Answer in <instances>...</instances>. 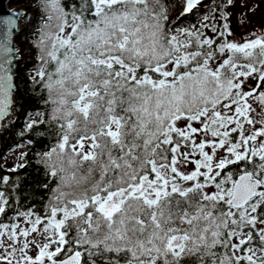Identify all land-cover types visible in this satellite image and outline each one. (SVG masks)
<instances>
[{
  "label": "snow or ice",
  "instance_id": "obj_1",
  "mask_svg": "<svg viewBox=\"0 0 264 264\" xmlns=\"http://www.w3.org/2000/svg\"><path fill=\"white\" fill-rule=\"evenodd\" d=\"M41 6L57 184L42 214L0 221V264H264V30L230 41L225 15L219 43L172 34L163 0ZM14 29L0 17V119Z\"/></svg>",
  "mask_w": 264,
  "mask_h": 264
},
{
  "label": "trees",
  "instance_id": "obj_2",
  "mask_svg": "<svg viewBox=\"0 0 264 264\" xmlns=\"http://www.w3.org/2000/svg\"><path fill=\"white\" fill-rule=\"evenodd\" d=\"M15 2L27 11L22 15L21 28L16 35L21 42L17 43L20 58L15 66L12 114L0 132V190L9 194L12 204L6 215H0V221L4 223L13 222L9 221V217L14 216V208H20L21 211L34 208L37 213L42 214L52 195V189L57 184L55 179L48 176L41 162V155L54 147L58 138L57 124L47 115L51 110V105L45 103L47 92L37 75L42 67L40 57L43 52L39 41L43 31L44 12L41 0L12 1ZM63 2L70 10L73 5L78 8L82 0ZM163 3L167 10V19L163 23L172 34L177 30H199L206 37L215 38L217 43L225 39L218 36L225 23L222 17H228L221 0H209L201 9L193 11L179 22H176V18L180 13L181 3L178 0H163ZM212 26L216 27V33L211 30ZM15 151H19V163L13 171L4 167L2 158ZM4 177H8L6 185L2 182Z\"/></svg>",
  "mask_w": 264,
  "mask_h": 264
},
{
  "label": "rangeland",
  "instance_id": "obj_3",
  "mask_svg": "<svg viewBox=\"0 0 264 264\" xmlns=\"http://www.w3.org/2000/svg\"><path fill=\"white\" fill-rule=\"evenodd\" d=\"M178 1L181 3V0ZM207 2L208 1L199 4L193 11L201 9L205 4H207ZM221 2L225 4V11L228 13L227 23L231 33L233 34L227 37L228 40H234L236 42L243 43L246 39L252 38L251 34L264 30V0H231L230 4L228 3V0H221ZM8 8L22 10L23 14L27 11L26 8L16 2H11L8 5ZM20 22L21 19L18 23V28H21ZM18 39L19 38L15 36L14 42H16V44L21 42L20 39ZM249 81L251 86L255 87L252 85L255 83V81L251 79ZM254 107L258 108V105L254 104ZM18 156L19 151L5 155L2 158L4 167L7 169L15 168V166L19 163ZM193 167L194 166L191 164L188 165V170H192ZM212 190L214 189H209V191ZM13 222L18 221L13 220ZM30 254L34 256L35 252ZM17 255H19V253H17Z\"/></svg>",
  "mask_w": 264,
  "mask_h": 264
},
{
  "label": "water",
  "instance_id": "obj_4",
  "mask_svg": "<svg viewBox=\"0 0 264 264\" xmlns=\"http://www.w3.org/2000/svg\"><path fill=\"white\" fill-rule=\"evenodd\" d=\"M13 0H0V17H4V16H10L14 14V19H15V29L13 31V34L9 40V44L12 48V52L10 54V60H11V64H10V74L12 77L11 80V92H10V106L7 112V115L3 118L0 119V132L4 126V123L9 119V117L12 114V108H13V104H14V90H15V65L17 63V61L19 60L20 56H19V48H17L16 43L14 42V38L15 36L19 33L20 28H18V23L23 15V11L22 10H15L13 8H8V5L12 2ZM206 1L209 0H200V3H204ZM198 4V5H199ZM181 5L182 8L180 10L179 16L176 19V22L181 21L182 19L190 16L193 12L192 11H186L185 10V4H184V0H181ZM197 5V6H198ZM196 6V7H197Z\"/></svg>",
  "mask_w": 264,
  "mask_h": 264
},
{
  "label": "flooded vegetation",
  "instance_id": "obj_5",
  "mask_svg": "<svg viewBox=\"0 0 264 264\" xmlns=\"http://www.w3.org/2000/svg\"><path fill=\"white\" fill-rule=\"evenodd\" d=\"M249 84H250V81L248 82ZM253 86H255L256 85V81H255V83L254 84H252ZM246 90H247V88H246Z\"/></svg>",
  "mask_w": 264,
  "mask_h": 264
},
{
  "label": "bare ground",
  "instance_id": "obj_6",
  "mask_svg": "<svg viewBox=\"0 0 264 264\" xmlns=\"http://www.w3.org/2000/svg\"><path fill=\"white\" fill-rule=\"evenodd\" d=\"M16 43V42H15ZM17 45V44H16ZM16 66V65H15Z\"/></svg>",
  "mask_w": 264,
  "mask_h": 264
}]
</instances>
